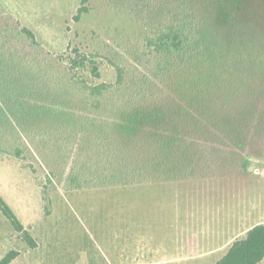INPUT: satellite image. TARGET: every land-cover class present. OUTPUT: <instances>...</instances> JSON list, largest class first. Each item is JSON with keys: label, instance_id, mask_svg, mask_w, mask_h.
<instances>
[{"label": "rangeland", "instance_id": "rangeland-1", "mask_svg": "<svg viewBox=\"0 0 264 264\" xmlns=\"http://www.w3.org/2000/svg\"><path fill=\"white\" fill-rule=\"evenodd\" d=\"M204 1L215 12V25L262 65L250 71L254 77L241 97L237 115L244 149L229 151L238 153L237 168L172 184L65 191L55 167L30 143L18 142L19 158L0 152V197L37 246L23 243L0 212V259L13 250L20 253L14 264H214L248 229L264 225V0ZM115 2L0 0V42L19 43V50L50 62L54 71L64 70L77 49L89 60L79 78L113 84L115 71L105 58L138 39ZM81 6L89 11L75 22ZM23 29L33 34L35 47ZM4 49L0 44L2 108L19 93L39 95L35 79L42 74L28 71ZM31 106L9 105L10 118L22 124L27 112L41 119V106ZM184 219L192 231L184 230Z\"/></svg>", "mask_w": 264, "mask_h": 264}, {"label": "trees", "instance_id": "trees-1", "mask_svg": "<svg viewBox=\"0 0 264 264\" xmlns=\"http://www.w3.org/2000/svg\"><path fill=\"white\" fill-rule=\"evenodd\" d=\"M115 4L138 39L105 58L115 71L113 84L90 85L79 78L89 60L77 49L64 70L54 71L50 62L19 50V43L0 42L6 55L43 74L35 79L39 95L19 93L0 106V152L19 158L22 150L16 144L30 143L63 176L65 191L172 184L204 179L211 172L221 177L237 168L238 153L229 151L230 146L244 149L237 115L241 97L254 77L250 71H261L262 65L215 25V12L204 0ZM88 11L81 6L73 20L79 22ZM22 32L35 47L33 34ZM90 65L97 77L95 63ZM9 105L41 106L42 118L25 112L21 124L10 118ZM0 212L18 238L35 249V239L1 197ZM18 255L9 251L0 264ZM263 260L264 225L257 224L214 264Z\"/></svg>", "mask_w": 264, "mask_h": 264}, {"label": "crops", "instance_id": "crops-1", "mask_svg": "<svg viewBox=\"0 0 264 264\" xmlns=\"http://www.w3.org/2000/svg\"><path fill=\"white\" fill-rule=\"evenodd\" d=\"M186 218V217H185ZM185 220V219H184ZM175 221V220H174ZM187 225H186V228L184 229L185 231H192L193 229H192V225L188 222V220L186 221H184ZM188 224H189V226H188ZM190 225H191V227H190ZM20 256V253H19V255H18V257ZM17 259V258H16ZM16 259L15 260H13L10 264H14V262L16 261Z\"/></svg>", "mask_w": 264, "mask_h": 264}]
</instances>
